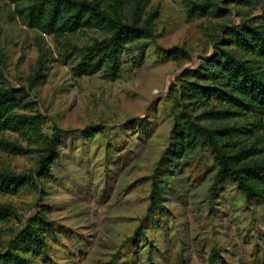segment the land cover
Wrapping results in <instances>:
<instances>
[{"label":"rangeland","instance_id":"rangeland-1","mask_svg":"<svg viewBox=\"0 0 264 264\" xmlns=\"http://www.w3.org/2000/svg\"><path fill=\"white\" fill-rule=\"evenodd\" d=\"M212 1L221 6L223 0ZM228 8L234 10L229 17L191 18L181 0H152L146 11L158 12L150 24L155 45L177 47L188 56L160 61L153 43L144 42L148 48L139 57L142 43L137 42L127 46L116 78L102 71L77 78L72 72L76 56L64 51L66 45L29 28L10 3L0 0L4 76L13 86H26L41 62L45 82L30 97L45 122L43 132L62 131L58 159L47 176L35 173L36 155L0 152V170L34 176L33 186L0 193V203L16 214L0 222V254L10 252L14 238L41 218L52 223V232L44 236L40 254L26 256L31 264H145L143 236L134 242L130 237L146 214L150 176L169 144L171 113H176L171 89L179 72L212 53L219 26L238 24L235 11H246L233 4ZM90 37L81 34L68 42L81 46ZM93 126L101 133L84 137L81 131ZM242 141L254 149L252 160L264 158L256 137ZM161 168L157 179L166 216L154 215L143 230L155 245V264H207L212 249L220 255L216 264H264V205L245 203L230 180L212 189L215 165L209 152L196 151L178 163L167 159Z\"/></svg>","mask_w":264,"mask_h":264},{"label":"trees","instance_id":"trees-1","mask_svg":"<svg viewBox=\"0 0 264 264\" xmlns=\"http://www.w3.org/2000/svg\"><path fill=\"white\" fill-rule=\"evenodd\" d=\"M6 1L13 6L19 21L66 45L64 51L76 56L72 72L77 78L101 71L108 78H116L127 46L137 42L142 43L138 48L139 57L148 48V43L144 42L153 43L160 61L188 56L180 48L155 45L156 36L150 24L158 12L149 15L146 11L152 0ZM181 2L191 18L229 17L234 12L228 8L229 4L246 11H235L240 18L238 24L220 25L212 42V53L195 68H186L175 78L171 90L175 91L176 113H171L169 144L150 176L146 214L130 237L134 242L143 236L147 247L145 264H155L152 259L155 245L146 240L145 222L156 214L166 216L160 202L163 187L157 179V170H162L167 159L178 163L188 154L207 151L215 165L212 189L219 182L230 180L245 203L264 205V158L252 160L254 149L242 144V139L256 137L264 145V22H261L264 0H223L221 6L212 0ZM257 8L263 9L260 15H247L249 10ZM87 33L91 37L81 46L68 42L70 37ZM3 69L4 54L0 48V152L15 156L36 155L35 173L47 176L49 166L58 159L62 131L55 128L50 135L43 132L45 122L30 97L31 92L45 82L43 66L39 62L26 86L11 85ZM81 132L90 138L101 130L93 126ZM8 134H16L27 143L22 145ZM33 182V173L0 170L1 194L18 193L33 186ZM9 218H16L15 212L0 203V222ZM51 224L41 218L27 224L12 241L10 252L0 254V264H31L26 256L30 252L38 255L37 250L44 249L45 237L52 232ZM219 256L218 251L212 249L207 264H216Z\"/></svg>","mask_w":264,"mask_h":264}]
</instances>
